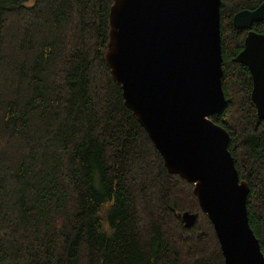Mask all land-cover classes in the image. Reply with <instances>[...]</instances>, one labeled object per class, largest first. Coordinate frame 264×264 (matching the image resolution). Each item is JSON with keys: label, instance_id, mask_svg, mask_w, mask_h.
Instances as JSON below:
<instances>
[{"label": "trees", "instance_id": "obj_1", "mask_svg": "<svg viewBox=\"0 0 264 264\" xmlns=\"http://www.w3.org/2000/svg\"><path fill=\"white\" fill-rule=\"evenodd\" d=\"M113 1L0 0V264H224L193 185L166 170L111 76ZM263 2L220 0L226 106L211 121L264 255V120L231 23Z\"/></svg>", "mask_w": 264, "mask_h": 264}, {"label": "water", "instance_id": "obj_2", "mask_svg": "<svg viewBox=\"0 0 264 264\" xmlns=\"http://www.w3.org/2000/svg\"><path fill=\"white\" fill-rule=\"evenodd\" d=\"M220 0H114L106 63L169 173L193 185L224 264H264L248 223V185L239 179L226 130L211 121L226 106L221 86ZM264 2L232 17L246 32L234 62L248 68L251 102L264 120ZM196 216L184 212L191 227Z\"/></svg>", "mask_w": 264, "mask_h": 264}]
</instances>
